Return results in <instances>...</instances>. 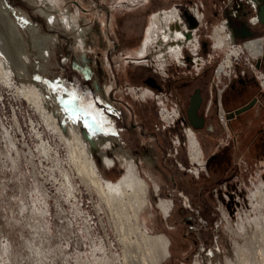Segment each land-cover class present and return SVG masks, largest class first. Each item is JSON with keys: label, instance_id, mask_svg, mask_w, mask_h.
Here are the masks:
<instances>
[{"label": "rangeland", "instance_id": "obj_1", "mask_svg": "<svg viewBox=\"0 0 264 264\" xmlns=\"http://www.w3.org/2000/svg\"><path fill=\"white\" fill-rule=\"evenodd\" d=\"M141 1L40 0L34 5L31 0H2L10 10L19 9L38 24L43 36L52 35L56 41L45 62L37 57L38 51L31 48V34L20 27L30 45V55L25 57L16 43L6 38L5 45L10 51H0V264H51L54 246L64 243L65 235L75 236L76 233L85 241H82L85 253L80 252V260L88 258L93 264L96 259H105L106 262H120L122 259V253L114 250L113 243L117 238V229L122 226L127 228V225L111 217L103 197L89 182H82L69 165L67 149L42 114L15 92L34 87L42 88L47 99L54 102H61L65 95L73 98L79 112L80 132L92 148L103 179L116 181L124 171L125 158L133 161L137 173L148 183L147 204L139 212V218L135 219L131 214L133 219L129 220L136 237V242L132 239L133 243L129 245L136 258L135 264H144V259L148 263L152 257L147 254L151 244L143 238L145 232L153 237L164 235L168 241L169 256L163 257L157 264H264V206L256 207L257 199L252 196L264 183V159L252 161L244 157L243 163H231L227 175L221 176L206 168V161L217 151V144L226 141L221 125L216 124L213 135L206 131L193 132L203 154L197 163L190 159L189 127L184 122L161 131L163 143L156 141L153 133L143 135L130 127L138 122L133 110L144 107V102L141 93L125 95L120 91L126 83L129 88L134 84L141 85L140 78L143 79L150 69L142 63H127L124 56L113 51L112 44H116V39L123 55L137 59L136 52L150 27L146 17L149 5L141 6ZM182 1L185 4L190 1L206 4L205 12L202 11V25L206 28H200L199 33L201 39H204V34L213 37L214 29L222 21L218 8L222 4L218 0ZM177 2L180 0H151L150 6L165 7ZM214 3H217V8ZM37 8L54 15L53 27H49L46 20L38 15ZM10 16L21 26L16 12H10ZM64 16L70 21L67 27L60 22ZM79 31L86 35L84 47L77 43ZM253 31L255 36L263 33L261 26ZM130 37L132 42L128 40ZM235 40L241 43V40ZM224 56V52L218 51L214 63L199 79L191 80L186 89L181 86V81L178 83L175 79L174 83H169V91L178 87L179 97L185 106L193 86L199 85L202 78L212 80L214 70ZM244 56L241 55L238 64L233 67L234 74L239 75L246 70ZM111 57L114 63L109 67L107 61ZM15 63L23 64L25 75L18 71ZM43 66L44 72L41 69ZM2 72L8 74L9 83L1 78ZM255 72L258 76L263 75ZM173 75L177 77V74ZM220 81L219 90L225 81L223 75ZM93 82H97L102 95L113 87L109 96L103 95V104L100 103L99 89L94 88ZM226 99L230 100L229 96ZM244 100L243 96L237 103ZM176 103V99L169 102L167 108L170 112L176 109ZM145 106L153 110L154 118L150 122L159 126L153 101ZM232 106L227 105V109ZM102 108L118 116L114 118L125 123L124 129L112 125L109 117L113 116H103ZM223 111H226L225 105ZM214 115L220 123L217 108ZM260 128L264 129V118H260L254 127L255 130ZM42 143L47 148V154L42 151ZM261 152L264 157V147H249L247 155ZM102 155L113 160L112 167L104 164ZM63 172L70 177L72 195L67 192ZM197 176L199 181L207 183L210 179V184L214 185L207 191L215 219L210 224L212 226L203 232L199 228L202 222H192L194 213L192 208L186 207L187 204L201 205L194 182ZM171 177L175 179V192L170 190L173 187ZM221 177L228 178L227 182L215 185V180ZM168 192L173 196L181 192L184 202L167 196ZM159 199L170 201L168 216H164L158 208ZM261 199L264 201V197ZM87 224H97L99 230L87 236ZM100 230H105L104 235L99 234ZM54 237H57L55 241ZM122 241L127 242L128 237L124 235ZM157 250V247L153 249L154 252Z\"/></svg>", "mask_w": 264, "mask_h": 264}, {"label": "flooded vegetation", "instance_id": "obj_2", "mask_svg": "<svg viewBox=\"0 0 264 264\" xmlns=\"http://www.w3.org/2000/svg\"><path fill=\"white\" fill-rule=\"evenodd\" d=\"M218 1L220 2V4H222L218 8H223V16L227 20V28L234 39L236 38L238 40H241V43L257 39L259 40V47H261L259 49L260 51L262 49V51H259L260 53L255 58L251 57L250 55L244 56L243 62L245 64L246 70H243L242 73H240L239 76L235 77L234 79L225 78V81L222 84V88L220 90L218 89V84H221V81L217 80L215 76L212 78V80L211 78L205 79L201 77L203 81L199 85L193 86L191 92L187 95V102L185 103V106L182 104L179 97L178 87H176L177 89L174 88V90H177L176 93H173V89L172 92H170L169 83L172 84V82L174 83L175 79H177L176 81L178 83L181 81V86L183 87V89H186L187 87H189L191 80L199 79L201 74L206 72V69L212 65V62L214 63L215 60L208 61L210 44L207 40H201V49L198 51L196 50L194 52V48L191 51L182 49L181 56H178V59L174 56L172 57L169 54V47L184 48L185 43L183 41H179V43L178 40H173L167 43H163L161 42V40L156 38L155 43L152 42V44L148 48H146L147 53L144 55V57L139 58L137 56V59H133L129 56L123 55L122 49L120 48L119 43H117L116 39V44H112L113 51L118 52L122 57L124 56L123 59L126 60L127 63H142L143 66L150 69V72L143 79L140 78L141 85L134 84L131 88H129L127 87L128 84L126 83V85L122 87V91H120L125 95H137L138 93H141V100L142 102H144V107H137L133 110V114H135L136 118L138 119V122L130 125L133 130H136L143 135L153 133V135L155 136V140L158 142L161 140L160 142L163 143L161 131L165 130L166 126L163 124L157 109L160 106L168 107L169 102H172L173 99L178 100V103L175 104L176 110L178 112V118L175 125H178L180 122L183 124L184 122V124L190 127L193 132L199 133L201 131H206L207 134L210 135H213L216 132V124H218V126L221 125L224 128V132L226 133V141L224 144H222L221 142L217 144V151L211 155L209 160L206 161L207 169H209V166L213 162H218L219 159H221V157L224 155V153H227V158L230 164L243 163L244 157L252 161H259L260 159H264L262 152L256 155H247L249 147H264V129H254L256 122L260 118H264V81L260 82L255 74V71L260 72L264 77V24L260 21L259 15L260 11L264 10V0H235V3H230L229 6L227 5L226 0ZM150 2L151 0H142L140 2L141 6L149 5V7L147 8L148 13L146 14L148 27L149 25L152 26L151 22L153 21V16H157V12L160 11L176 13L182 21V27L184 25L183 23H186L190 28H198L199 25L197 19L195 18V15H202L201 17L204 19V13L202 11L205 12L206 4H204L203 2L192 3L190 1L188 4H185L184 1L180 0V2L172 4L171 6H158L156 8L150 6ZM216 4L217 3H214L215 8H217ZM234 4H238L239 8L237 13L233 16L232 9L236 8ZM213 13L216 15L218 14L217 12ZM255 18L256 21L252 22L251 19ZM179 23L180 22H177L172 25V27H174V30H180L181 25H179ZM260 26L263 29V33L255 36L253 30ZM182 29L183 28H181V30ZM249 34H251V36H248ZM111 35L112 34L109 33L110 37ZM205 36L206 34L203 35V37ZM243 36L245 37L242 38ZM130 39H132V37L128 38L129 41H131ZM165 44L166 47L165 49H163ZM153 48L156 50H154ZM193 57H197V59L194 61ZM113 63L114 60L111 57L110 60L107 61V64L109 67H111ZM159 68L162 69L161 72L158 71ZM173 74H177V77L174 78ZM189 74L192 75L187 76ZM112 78H114L113 75ZM98 89L99 97L101 99L100 103L103 104L105 99L104 97L109 96V93L112 91L113 87H111L108 92H105L103 94L105 96L101 94L99 86ZM196 90L199 91L200 95V104L198 107L197 115L199 118L203 119V128L198 130L193 129L187 121V110L190 106V98L195 94ZM228 96L230 100L226 99V97ZM243 96L245 97L244 102L238 104V100H240V98H243ZM151 101H153L155 105V113L159 118V126L157 124L153 125L150 122L153 121L154 118L153 110L149 106L146 108L145 105L147 102L149 103ZM223 105L226 106L225 112L223 111ZM227 105L233 106L232 108L227 109ZM246 106H250V108L242 113H237V110ZM216 108L218 109V113L221 110L223 114L222 122L219 120L220 123L217 121V119L215 118L216 116L214 115V110ZM102 113H106L108 114V116H113V118L118 117L112 113L111 115L107 110H104V108H102ZM119 121L121 122L120 129L123 130L125 127V123L121 120ZM218 136H220V133L219 135L217 134L216 139L218 138ZM198 177L199 176H197L196 179H199ZM171 179L173 187L170 190H173V192H175V179L173 177H171ZM167 196L170 197L173 195L168 192ZM173 197L175 200L179 198V200L184 202L185 197L181 192H176L175 196ZM197 197L201 205H186V207L190 209L192 208V211L194 213L192 222H194L195 224H199L200 222L198 214L199 209H206L208 207V205L206 204L209 198L207 188L199 190ZM187 201H189V199H187Z\"/></svg>", "mask_w": 264, "mask_h": 264}, {"label": "bare ground", "instance_id": "obj_3", "mask_svg": "<svg viewBox=\"0 0 264 264\" xmlns=\"http://www.w3.org/2000/svg\"><path fill=\"white\" fill-rule=\"evenodd\" d=\"M31 1L33 2L34 5L40 2V0H31ZM51 1L53 2L54 0ZM133 1H137V0H132V2ZM10 12L17 13L21 26L16 23L13 17L10 16ZM36 12L38 13V15H40L46 20V23L49 27H53L55 25L53 14L45 11L43 8H37ZM75 17L76 16H74V19ZM196 17L198 20H200V16H196ZM179 19H180L179 16L176 13H172V12L171 13L165 12L162 17L153 16V21L151 22L152 26H150L147 32H145V39L139 50H137L136 55L139 58H143L144 55L147 53L145 49L146 44H148L149 41L155 43L156 38L161 40V42L163 43H167L173 40L174 41L178 40L181 37V34L178 33L177 30H174V27H171L170 25L177 23ZM60 22L62 25L66 27L69 26L70 24V21L66 16H64V18L61 19ZM73 25L76 26L74 22ZM20 27H24V29H26L31 34L32 37L31 48L33 50L38 51L37 57L39 59L44 60L45 62L48 61L52 48L55 45V41H56L55 37L52 35L43 36V34H41L40 26L38 24H35L33 21H31V19H29L24 12L20 11L19 9L10 10L2 2V0H0L1 53L2 51L3 52L10 51L9 47L5 45V38H6V40L8 39L13 40L16 43V47L19 50V52L23 53L25 57L30 55V53L28 52L30 49V45L24 39ZM214 40L216 41V46L222 48L224 45L225 36H220L219 30H217L214 36ZM85 41H86V35L84 33L80 34L79 31V36L77 37L78 45L80 47H84ZM165 47L166 44L164 48L163 47L162 48L165 49ZM244 47L245 50L249 52L253 57L257 56L258 53L262 51L261 49V51L259 52V48L261 47H259L258 41L245 43ZM228 49H230V51L227 54V62L220 67L219 72L223 71L225 67L229 66L230 57L237 56V54L240 53V51L234 47H232V49L229 47ZM178 50L179 49L176 47H169L168 52L172 57L173 56L178 57L179 56ZM14 66L18 69L19 72H23V74L25 75L23 64L15 63ZM41 69L42 72H44L45 66L41 67ZM1 78L4 79L3 80L4 82L9 83L8 74L6 73L4 74L2 72ZM93 83H94V88L97 90L98 89L97 82H93ZM15 92L21 94L22 98L25 101L32 104L33 107L39 113L42 114L44 121L48 124L50 129L59 137L62 144L67 149L69 165L76 171V174L82 180V182L84 183L89 182L96 189V191L103 197L110 212L113 215L119 217V219L124 216V218L127 219V221L133 219V217L135 219L139 218V212L144 208V206L147 204L148 201V193H149L148 183L144 178H142L137 173V169L133 161L131 159H125V158H123L124 171L116 181L103 179V177L99 175L98 167L96 165V162L93 157V153L91 151L92 148L90 149V146L86 142L87 140L86 141L84 140L80 132L79 121H78L79 112L74 105L73 98L72 97L70 98V96L65 95L63 96V100L61 102H56V101L54 102L52 99L50 100L47 99L46 93L40 87L39 88L34 87L32 90H28V91L27 90L19 91L18 89ZM60 121L62 123V126L60 125ZM189 128L187 130V136L190 140L188 142H190L189 145L191 147L190 159L197 163L202 158L203 154L201 155L200 149L197 144L198 141H196L194 138L195 134ZM41 146H42V151L47 154L48 152L45 145L42 143ZM104 148L106 147L104 146ZM102 161L107 167H112L114 163L112 159L107 158L105 155H102ZM63 177L66 181L67 192L69 195H72L71 180L68 173L63 172ZM156 190L157 189H155V191ZM252 196L253 199H257L258 204L256 207L261 208L264 206V201L261 199L262 197H264V183L261 184V186L253 193ZM157 205L164 216L169 215L170 201L159 199ZM131 214L133 215V217ZM145 233L143 238L151 244V250L148 249L147 254H149L152 257L148 259L149 261L148 263L146 262L147 259H144L143 263L157 264L159 261L163 259V257L166 258L169 256V251L167 250L168 241L164 235H160V236L158 235L157 237H153ZM155 247H157L158 249L157 252L153 251Z\"/></svg>", "mask_w": 264, "mask_h": 264}, {"label": "built area", "instance_id": "obj_4", "mask_svg": "<svg viewBox=\"0 0 264 264\" xmlns=\"http://www.w3.org/2000/svg\"><path fill=\"white\" fill-rule=\"evenodd\" d=\"M227 5L229 6V4H233L235 3V0H226ZM236 6V8L232 9V15L234 16L239 8L238 4H234ZM219 13L222 16V21L219 25V27H216L212 33L213 37L211 35H206L204 37L205 40H207L210 44V53L208 55V61H214L217 57V52H224L225 56L223 57L224 59L216 66L215 70H214V76L217 80H220L221 76L223 75L224 78L226 79H231V78H235L239 75H237L236 73H233V67L235 65L238 64L239 62V57L242 55V57L245 55H250L251 57H253L249 52H247L245 50V43H249V42H253V41H259L257 39L254 40H249L248 42L245 43H237V41L232 37V34L230 33V31L227 28V20L224 18L223 16V8H219ZM173 11V10H172ZM176 12V11H175ZM165 12L164 11H160L157 12V16L162 17L163 14ZM199 16V15H196ZM197 19V17H195ZM198 28H190L187 26L186 23H183V27H182V21L179 19L177 22H180L179 25H181L180 30H178V33L181 34V37L178 39V41H183L185 43V47L184 48H178V52H179V56H181V51L182 49H187V50H192L193 48L195 49L194 52L197 50L201 49V36H200V28H205L203 27V18L200 15V20H198ZM251 21H256L255 19H251ZM175 24V23H174ZM173 24H171L170 26L172 27ZM181 28H183L181 30ZM219 30V35L220 36H225V41H224V45L222 48L217 47L216 46V41L214 40V36L216 31ZM152 44V42H148V44H146L145 49L148 48L150 45ZM234 47L237 50L240 51L239 54H237V56H232L230 57V61H229V66L225 67L223 71L219 72L220 67L222 65H224L227 62V54L230 51V49L228 48ZM260 51V49H259ZM227 52V53H226ZM259 54V53H258ZM257 56H254V58ZM178 59V57H175ZM197 59V57H193V60L195 61ZM218 72V73H217ZM242 73V72H240ZM239 73V74H240ZM256 73V72H255ZM256 76L258 77V80L264 81V77L262 75L258 76L256 74ZM158 114L163 122V124L170 128L172 126L175 125L176 120L178 118V112L176 109H172V111L170 112V110L167 107H163L160 106L158 108ZM219 116H220V121L222 122V118H223V114L220 110L219 112ZM111 214V213H110ZM111 217L116 219L118 223H121L122 221L127 225V228L125 227H119V229H117L116 231V235L117 238L115 239V242L113 243L114 250H119L122 253V259L121 261H116V260H109L108 262L105 261V259H96L93 260V264H135V256H133L132 251L129 248V245H131L133 243L134 239L136 242V237L134 235V233L132 232V222L131 221H127V219H125L124 217H122V219H119V217L112 215ZM135 222V221H134ZM136 223V222H135ZM88 225V229H86V234L88 235H92V233H94L95 230H99V226L96 224L94 226H91V224H87ZM125 230V231H124ZM124 231V232H123ZM99 234H103L105 233V230H100L98 231ZM80 234H75V236H67L65 242H60L57 245L54 246L53 250H52V262L51 264H91L90 260L88 258H86L85 260H80L79 259V254L80 252H84V246L82 243V239L81 237H78ZM126 235L128 237V241L127 242H123V236ZM107 236V234L105 235ZM57 237H54V239H56ZM55 241V240H54ZM85 243V241H83ZM145 246V244H144ZM149 246V245H147ZM151 248V247H150ZM146 250V249H144ZM64 252V255H63ZM85 253V252H84ZM84 253L82 255V257L84 256Z\"/></svg>", "mask_w": 264, "mask_h": 264}, {"label": "trees", "instance_id": "obj_5", "mask_svg": "<svg viewBox=\"0 0 264 264\" xmlns=\"http://www.w3.org/2000/svg\"><path fill=\"white\" fill-rule=\"evenodd\" d=\"M104 115L106 116L107 114L104 113L103 116ZM109 118H110L109 120L112 121V125H114V126L116 125V126L121 127V122L120 121L115 120V118H113V117H109ZM229 166H230V162L228 161L227 153H224V155L221 157V159H219L218 162H213L209 166V170L210 171H213L214 170V172H218L219 175H221V176L223 175L224 176V175H227L226 173H227V169H228ZM170 173H173V172L170 170ZM227 180H228V178H224V177L222 178L221 177V178H219V180H215V185L218 184V183L220 184L223 181H227ZM194 182H195V184H197L198 191L199 190H203L205 188H207V190H208L209 187L212 188L214 186V185L212 186L210 184V179H208V182L207 183H206V181L201 182L198 179L196 181H194ZM206 204L208 205V207L206 209L205 208L199 209V212H198L199 219L202 222L201 227L199 226V228L202 229L201 232H203L209 226H212L210 224L211 223H214V219H215V217L211 213L212 207L209 205L208 202ZM195 206H199V205L196 204Z\"/></svg>", "mask_w": 264, "mask_h": 264}, {"label": "water", "instance_id": "obj_6", "mask_svg": "<svg viewBox=\"0 0 264 264\" xmlns=\"http://www.w3.org/2000/svg\"><path fill=\"white\" fill-rule=\"evenodd\" d=\"M259 15H260V21L264 24V10L260 11ZM248 36H251V34H249ZM244 37L245 36H243L242 38ZM199 104H200V95H199V91L196 90L195 94L192 95L190 98V106L187 110V121L190 124V126L195 130L203 128V119L199 118L197 115ZM249 108L250 106L243 107L237 110V113L238 114L242 113L245 110H248Z\"/></svg>", "mask_w": 264, "mask_h": 264}]
</instances>
